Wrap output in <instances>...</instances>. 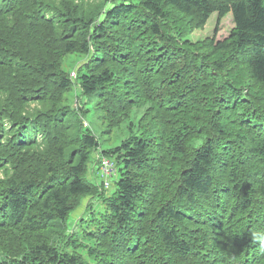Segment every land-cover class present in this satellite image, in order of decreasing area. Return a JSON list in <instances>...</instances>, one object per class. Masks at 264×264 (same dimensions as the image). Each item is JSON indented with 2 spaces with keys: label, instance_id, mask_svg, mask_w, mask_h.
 I'll return each mask as SVG.
<instances>
[{
  "label": "trees",
  "instance_id": "obj_1",
  "mask_svg": "<svg viewBox=\"0 0 264 264\" xmlns=\"http://www.w3.org/2000/svg\"><path fill=\"white\" fill-rule=\"evenodd\" d=\"M0 173V264H264V0H0Z\"/></svg>",
  "mask_w": 264,
  "mask_h": 264
},
{
  "label": "rangeland",
  "instance_id": "obj_2",
  "mask_svg": "<svg viewBox=\"0 0 264 264\" xmlns=\"http://www.w3.org/2000/svg\"><path fill=\"white\" fill-rule=\"evenodd\" d=\"M234 28V24L232 21L231 15H227L226 17L222 18L219 22H217L216 15H213L207 22L206 26L203 30H199L194 32L189 39L193 41L203 40L206 38L214 39V41H223L226 39L232 29ZM83 57L78 55H68L63 63V69L66 72H73L76 71L80 63H82ZM75 84V83H74ZM75 92L79 94V86L75 84L74 88L67 93V101L71 103L74 101ZM88 108V107H87ZM85 125H89L95 135L97 136L99 143H100V151H105L110 147L116 146L119 141L122 139L123 135L126 133V128H121L120 130L114 131L111 135H103L101 133V126L100 121L98 118L95 117L94 111L92 108L89 107V112L85 116ZM127 125V123H125ZM122 132V133H121ZM111 139L112 143H109L107 140ZM114 161L113 159H111ZM108 174L109 172H105ZM100 172L98 170L89 173L88 178L95 184H100L102 182V178L99 176ZM2 174L0 173V178ZM115 177V176H114ZM113 177V178H114ZM112 178V176H111ZM77 211H75L76 213ZM72 213L68 219V226L72 227L75 224L74 214ZM81 211L77 212L75 216H78Z\"/></svg>",
  "mask_w": 264,
  "mask_h": 264
},
{
  "label": "built area",
  "instance_id": "obj_3",
  "mask_svg": "<svg viewBox=\"0 0 264 264\" xmlns=\"http://www.w3.org/2000/svg\"><path fill=\"white\" fill-rule=\"evenodd\" d=\"M105 172H109L106 174ZM101 175L104 176V180H106L108 177L114 176V166L112 162L108 159H103L101 161ZM107 185V181H106Z\"/></svg>",
  "mask_w": 264,
  "mask_h": 264
}]
</instances>
